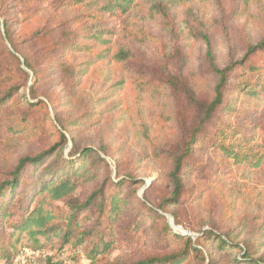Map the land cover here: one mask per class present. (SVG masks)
I'll list each match as a JSON object with an SVG mask.
<instances>
[{"label":"rangeland","instance_id":"obj_1","mask_svg":"<svg viewBox=\"0 0 264 264\" xmlns=\"http://www.w3.org/2000/svg\"><path fill=\"white\" fill-rule=\"evenodd\" d=\"M68 2L0 0V13L21 23L25 30L20 34L27 39L22 48L37 57L44 55L43 40L38 35L27 34V28L42 30L41 34L46 37L54 29L52 34L60 40L70 35L84 36L88 12ZM138 2L144 7L146 0ZM186 2L173 9L174 27L166 26L159 16L141 20L137 16L138 7L133 15L120 19L123 31L115 39L112 50L116 52L121 44L129 48L132 53L127 61L105 58L102 53L105 46L89 43V51L63 55L65 59L75 58L77 63L89 64L87 75L80 81H71L64 68L53 69L54 74L42 81L40 91V98L49 94L56 100L52 102L70 133L84 144H107L109 155L102 153V156L111 162L113 176L117 161L124 171L137 176V182L127 188L128 192H135L142 200L146 197L155 205L171 191L167 177L171 169L169 151L200 116L191 95L194 93L195 98L208 101L213 94L214 78L204 71L207 45L200 33L210 36L216 61L224 65L232 57H241L246 44L256 42L264 31V0ZM106 18L115 20L113 15ZM1 20V32L6 36ZM17 56L21 63L0 42V98L11 87L19 88L23 94L32 84L24 71L31 77L33 72L25 66L19 53ZM241 78L246 86H252L256 79L250 74H243ZM20 94L9 103H0V182L8 178L19 157L37 154L57 140L44 111L32 110L41 123L26 122L30 110ZM238 107V122L252 120L260 125L257 132L264 130V105L255 113H250L249 103L239 100ZM71 145L70 141L66 152ZM195 156L199 165L185 177L187 196L182 204L172 208L181 223L175 222L171 211L160 212L174 231L194 238L211 224L220 229L241 228L246 238L261 244L260 254L264 255V163L232 165L229 160L218 158L204 140ZM100 179L98 176L97 180ZM95 186L90 181L81 185L71 198L56 202L57 212L66 213L72 198L84 201ZM135 206L131 203L128 214L114 225L111 237L116 244L97 257V264L130 262L156 251L150 243L149 223L139 230L130 225L129 214ZM39 252L41 258L46 256L54 262L93 264L86 254L77 262L70 259L74 254L70 244L64 249L57 244ZM221 264L230 262L221 257Z\"/></svg>","mask_w":264,"mask_h":264},{"label":"trees","instance_id":"obj_2","mask_svg":"<svg viewBox=\"0 0 264 264\" xmlns=\"http://www.w3.org/2000/svg\"><path fill=\"white\" fill-rule=\"evenodd\" d=\"M186 1L146 0L145 6L141 7L138 0H70L69 4L81 6L88 12V34L85 30L84 36L75 38L69 34L60 40L52 34L54 29L51 36L46 37L41 34L42 30L27 28V34L38 35L43 40L44 55L37 57L22 48L27 39L20 34L25 30L21 23L0 13V42L8 54L21 63L17 56L19 53L25 66L33 72L31 77L28 71H24L32 84L23 94L19 88L11 87L2 95L0 103H9L20 94L30 110L26 122L41 123L34 114L40 109L45 112L46 120L57 137L56 143L39 153L19 157L8 178L0 182V264H12L19 251L25 248L43 250L57 244L61 249L70 244L74 253L70 259L75 262L86 254L93 264H97V257L115 246L116 240L111 237V232L130 209L131 203L136 206L129 214L130 225L139 230L149 223V239L156 251L130 262L113 264H221V257H226L230 264H264L261 244L246 238L243 229L234 226L220 229L211 224L194 238L174 231L160 212L171 211L175 222L181 223L172 208L182 204L187 196L185 177L190 169L199 165L195 154L203 140L218 158L229 160L232 165L247 163L258 166L264 163V130L257 132L260 125L252 120L238 122L239 100L243 104L249 103L250 113L264 105V31L256 42L246 44L241 57H232L224 65L216 61L210 36L200 33L207 45L204 71L214 78L213 94L208 101L195 98L194 93L190 97L200 116L168 153L171 169L167 177L171 191L158 205L127 191L137 182V176L124 171L118 161L113 176L111 162L102 156V153L109 155L106 143L97 146L84 144L70 133L65 119L58 114L52 102L56 100L49 94L40 98L42 81L54 74L53 69L64 68L71 81H80L88 74L89 64L77 63L75 58L65 59L63 55L66 53L81 54L89 51V43L93 46L97 43L105 46L102 50L105 58L125 62L132 53L129 48L121 44L116 52L112 51L115 39L123 31L120 19L133 15L140 7L137 16L141 20L159 16L166 26L174 27L173 9ZM110 15L115 16L116 21L106 18ZM2 18L6 36L1 32ZM243 74L254 75L253 83L259 89L254 84L246 86L241 78ZM70 141L71 148L66 152ZM98 176H101L100 180H97ZM90 181L96 186L84 201L72 198L66 213L57 212L56 202L71 198L81 185ZM41 261L42 264L66 263L54 262L46 256Z\"/></svg>","mask_w":264,"mask_h":264},{"label":"built area","instance_id":"obj_3","mask_svg":"<svg viewBox=\"0 0 264 264\" xmlns=\"http://www.w3.org/2000/svg\"><path fill=\"white\" fill-rule=\"evenodd\" d=\"M40 252L33 248H25L16 255L12 264H42Z\"/></svg>","mask_w":264,"mask_h":264},{"label":"water","instance_id":"obj_4","mask_svg":"<svg viewBox=\"0 0 264 264\" xmlns=\"http://www.w3.org/2000/svg\"><path fill=\"white\" fill-rule=\"evenodd\" d=\"M170 217V216H169ZM185 233H187V232H185Z\"/></svg>","mask_w":264,"mask_h":264}]
</instances>
